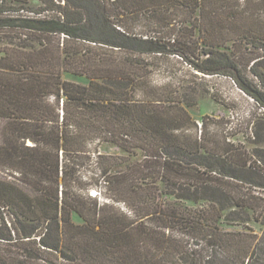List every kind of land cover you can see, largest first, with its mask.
I'll return each mask as SVG.
<instances>
[{
  "label": "trees",
  "instance_id": "1",
  "mask_svg": "<svg viewBox=\"0 0 264 264\" xmlns=\"http://www.w3.org/2000/svg\"><path fill=\"white\" fill-rule=\"evenodd\" d=\"M39 1L0 0V242L16 248H0V264L47 254L60 264H264V229L249 227L264 226V151L251 161L207 122L198 129L175 92L164 97L140 72L143 56L181 48L191 24L200 35L182 58L234 76L264 106L242 58L210 39L228 6L227 20L240 21L264 0ZM259 62L249 70L264 87ZM105 143L125 151V169Z\"/></svg>",
  "mask_w": 264,
  "mask_h": 264
},
{
  "label": "rangeland",
  "instance_id": "2",
  "mask_svg": "<svg viewBox=\"0 0 264 264\" xmlns=\"http://www.w3.org/2000/svg\"><path fill=\"white\" fill-rule=\"evenodd\" d=\"M30 1L34 7L41 5L39 0ZM228 1L229 3L235 2V0ZM240 1L241 3L244 2V0ZM218 2H223V0H215L214 6ZM261 6L256 2L249 3V13H245L240 18V21H236L232 17L227 20V12L232 9L231 5L228 6L225 15L226 22L220 25V29H216L217 32L214 29L211 30L213 31L211 32L213 36L210 39L217 40L216 43H223L233 56L237 57L238 55L242 58L241 67L244 73L242 75H245L248 82L255 85L264 94V87L258 83V80L249 70L253 61L258 58L260 62L256 69L264 75V45L258 44L259 42L253 43L255 37L264 36V7ZM202 22L204 23V21ZM187 27L188 30L180 32L182 49H187L186 42L189 41L191 34L195 33L196 37L200 35L199 29L193 28L191 24H188ZM202 27L205 28V25L203 24ZM241 37L243 38L241 39ZM201 38L204 39L203 35H201ZM165 39L168 41L166 36ZM198 47L201 48V43ZM181 48L180 46L177 48L172 47L171 51L175 50L172 52L173 54H166L164 56H143L147 59L148 70L147 72H140L146 74L144 76L151 83V87H154L153 89L159 88L161 92L165 93L164 97L172 91L175 92V96L182 100L181 106L190 115L196 125H198V129L201 128L203 122H207L208 131L211 135L217 134L220 137L227 138L228 141L236 146H243L248 151L250 160H256V155L258 154L256 150L264 151L263 104L257 102L244 92L234 76H209L196 72L182 58V55L179 54L182 51ZM67 77L71 80H79L72 76ZM153 89L151 90L152 92L154 91ZM151 96H154V94H151ZM101 150L109 156L119 158L117 162H122V164L117 168L121 170L125 169L124 162H126L127 159L125 158L128 155L124 150L111 143L103 144ZM261 167L264 169L263 166ZM97 179V177L94 178V181H97ZM261 182L264 183V177L261 179ZM91 193L94 196L96 191H92ZM261 193L264 196V191ZM186 204L190 208L198 207V205L192 203ZM114 207L117 209L120 207V210L128 215L133 214L131 209L122 202L116 203ZM74 221L79 224L83 222L78 216H74ZM249 227L257 235H262L264 226L260 223L253 220ZM221 228L226 232L243 230L242 227L231 226L226 222L221 224ZM62 247H66V243H62ZM0 248L7 250L16 249L12 244L1 242ZM47 256L45 261L37 260L34 264L61 263V259H57L55 254H47Z\"/></svg>",
  "mask_w": 264,
  "mask_h": 264
}]
</instances>
